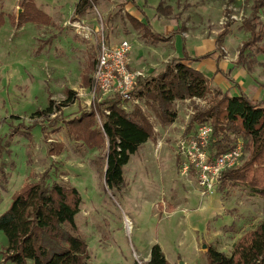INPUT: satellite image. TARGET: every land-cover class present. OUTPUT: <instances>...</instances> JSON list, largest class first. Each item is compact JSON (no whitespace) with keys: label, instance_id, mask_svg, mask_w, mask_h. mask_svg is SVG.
I'll return each mask as SVG.
<instances>
[{"label":"rangeland","instance_id":"374dc122","mask_svg":"<svg viewBox=\"0 0 264 264\" xmlns=\"http://www.w3.org/2000/svg\"><path fill=\"white\" fill-rule=\"evenodd\" d=\"M77 1L34 0L51 24L17 27L20 0H0L5 14L0 26V213L23 183L46 174L47 182L62 181L80 193L75 220L87 244L86 264L141 263L154 243L169 264H206L208 245L229 255L234 242L262 220L264 199L241 182L201 195L195 177L178 168L177 142L192 114L207 107L217 91H242L264 101V0H97L74 19ZM254 6L256 19L251 18ZM146 18L160 34L181 33H172L167 42L148 39L140 24ZM246 20L254 26L252 36ZM101 33L110 45L129 42V67L145 78L182 56L183 41L189 56L202 57L186 62L204 74L210 90L203 99L174 100L175 118L166 124L144 97L121 101L125 111L134 105L142 109L153 135L123 167L120 191L104 182L105 145L90 147L68 136L62 122L111 97L82 80L92 75ZM66 88L76 92V99L55 113L58 122H52L55 114L39 117L49 99L65 98ZM51 146L54 152L63 149L49 154ZM247 155L244 151L243 161ZM5 243L0 231V251ZM0 264L13 263L3 262L0 253Z\"/></svg>","mask_w":264,"mask_h":264},{"label":"trees","instance_id":"16d2710c","mask_svg":"<svg viewBox=\"0 0 264 264\" xmlns=\"http://www.w3.org/2000/svg\"><path fill=\"white\" fill-rule=\"evenodd\" d=\"M96 1L78 0L73 12L74 19L92 9ZM161 5L159 2L156 9L160 10ZM256 9L258 7L254 6L252 19L257 17ZM4 18L5 14L0 12V26ZM14 21L17 27L26 23L49 25L51 17L34 0H20ZM140 24L143 35L155 42H167L172 33H181L180 29H173L168 35L160 34L153 30L147 18ZM243 25L252 36L253 24L246 20ZM224 33L223 30L218 35V40ZM181 52L182 56L167 62L158 74L149 78L139 76L132 90V94L145 98V103L149 104L161 123L174 121L175 112L170 108L174 100L203 99L210 92L204 74L186 62L199 61L202 57L189 56L183 41ZM82 80L86 86L92 84L91 77L87 75ZM74 99L76 92L66 88L62 101L49 99L45 109L37 114L41 118H49ZM56 116L52 122H58ZM205 120L211 124L208 150L214 156L234 146L240 139L243 153L248 152L244 161L241 156L239 164L226 167L219 173L218 190L241 182L264 199V101L250 98L242 91L235 95L217 91L207 107L192 114L185 133ZM62 122L68 127V136L71 134L90 147L105 145L104 182L115 191H120L124 185L123 167L130 156L153 135L152 126L142 109L134 105L130 111H125L117 93L103 101H93L80 115ZM33 123L40 125L37 120ZM93 138H98L99 142ZM52 149V146L48 149L49 154L61 152L63 148L58 152ZM80 204L81 196L75 186L57 180L47 182L46 174L37 181L23 183L13 193L8 207L0 213V231L6 238V246L0 251L3 262L28 264L31 260L32 264H86L89 252L75 220ZM205 255L206 264H264V206L262 220L234 242L229 255L211 245L207 246ZM133 264L169 262L159 244L154 243L150 247L148 260Z\"/></svg>","mask_w":264,"mask_h":264},{"label":"built area","instance_id":"2783aa9c","mask_svg":"<svg viewBox=\"0 0 264 264\" xmlns=\"http://www.w3.org/2000/svg\"><path fill=\"white\" fill-rule=\"evenodd\" d=\"M129 49L130 44L127 40L110 45L101 33L91 78L92 86L104 97L117 93L122 102L135 101L132 90L140 73L129 67L127 57ZM210 134V121L205 120L182 134L177 142L178 168L182 174H191L195 177L199 192L203 196L217 188L219 173L226 167L239 164L243 156L241 140L214 156L208 150Z\"/></svg>","mask_w":264,"mask_h":264},{"label":"crops","instance_id":"0c3cea01","mask_svg":"<svg viewBox=\"0 0 264 264\" xmlns=\"http://www.w3.org/2000/svg\"><path fill=\"white\" fill-rule=\"evenodd\" d=\"M195 68H196V67H195ZM197 69H198V68H197ZM235 94H237V93H235ZM235 94H232V95H235ZM253 98H256V97H253ZM4 246H6V243H5V245H4ZM29 263H32V261H31V260H29V261H28V264H29Z\"/></svg>","mask_w":264,"mask_h":264},{"label":"bare ground","instance_id":"6f19581e","mask_svg":"<svg viewBox=\"0 0 264 264\" xmlns=\"http://www.w3.org/2000/svg\"><path fill=\"white\" fill-rule=\"evenodd\" d=\"M128 223H129V222H128ZM128 226H129V229H130V228H131V227H130V224H128Z\"/></svg>","mask_w":264,"mask_h":264},{"label":"water","instance_id":"95a60500","mask_svg":"<svg viewBox=\"0 0 264 264\" xmlns=\"http://www.w3.org/2000/svg\"><path fill=\"white\" fill-rule=\"evenodd\" d=\"M203 247L205 248V247H206V245H203Z\"/></svg>","mask_w":264,"mask_h":264}]
</instances>
